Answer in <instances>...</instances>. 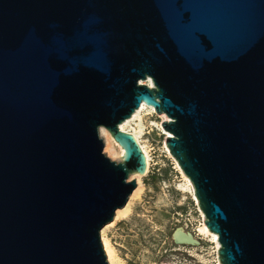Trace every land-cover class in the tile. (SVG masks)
I'll return each mask as SVG.
<instances>
[{"label": "water", "instance_id": "95a60500", "mask_svg": "<svg viewBox=\"0 0 264 264\" xmlns=\"http://www.w3.org/2000/svg\"><path fill=\"white\" fill-rule=\"evenodd\" d=\"M141 103L220 264H264V0H0V264H109L100 230L146 172L119 128Z\"/></svg>", "mask_w": 264, "mask_h": 264}, {"label": "rangeland", "instance_id": "374dc122", "mask_svg": "<svg viewBox=\"0 0 264 264\" xmlns=\"http://www.w3.org/2000/svg\"><path fill=\"white\" fill-rule=\"evenodd\" d=\"M164 120V113L147 108L125 124V129L135 132L148 151L149 167L144 175H139L140 183L136 181V187H140L137 194L129 196L123 206L127 211L112 224H105L100 236L108 240L119 264H220L219 244L199 231L205 217L192 184L166 147L161 125ZM103 152L111 160L120 161L121 148L117 143L110 151L103 146ZM178 227L189 231L199 244L175 243L172 234Z\"/></svg>", "mask_w": 264, "mask_h": 264}, {"label": "bare ground", "instance_id": "6f19581e", "mask_svg": "<svg viewBox=\"0 0 264 264\" xmlns=\"http://www.w3.org/2000/svg\"><path fill=\"white\" fill-rule=\"evenodd\" d=\"M151 109L152 111H153V108L151 107V106H147V105H145L144 103H141L140 104V106L132 113V115L129 117V118H127V119H125L123 122H121L120 124H119V128L121 129V130H124V131H127L126 129H125V124H127L129 121H131V120H133L134 119V117L138 114V112L139 111H141V110H144V109ZM165 118L166 119H168L167 117H166V115H165ZM128 132H131V131H128ZM99 133H100V135H101V137L103 138V141H104V149H105V151H110L111 149H112V145L113 144H115L116 142L112 139V137L104 130V129H102V128H100L99 129ZM134 136H135V138L137 139V142L139 143V145H140V147H141V150L143 151V153H144V155H145V158H146V170L148 169V167H149V161H150V157H149V154H148V151L140 144V141H139V139H138V136H137V134L135 133V132H131ZM165 134H166V137L167 136H169L170 135V133L168 132V131H165ZM121 152H122V149H121ZM133 177H135V179H136V181L138 182V184L140 183V181H139V175L138 174H134V175H132ZM139 188L140 187H136V189L134 190V191H132V193H131V195H130V198H131V196L132 195H135V194H137V190H139ZM191 189V188H190ZM126 208V206L123 208V207H121V208H117L116 210H115V214H114V217H113V220L112 221H110V223H108V224H112L116 219H117V217L118 216H120V215H123L127 210L125 209ZM107 224V225H108ZM199 231H200V233H206V234H208V235H210L211 236V238L213 239L212 241H214L217 245H218V242H217V236H216V234H214V233H212V232H210L208 229H207V227H206V225L205 224H203L200 228H199ZM185 232V231H184ZM101 242H102V246H103V249H104V252H105V254H106V258H107V261H108V263L109 264H119V263H117L116 261H115V258H114V252H113V250H112V247H111V245L109 244V242H108V240H106V238L101 234ZM216 245V246H217Z\"/></svg>", "mask_w": 264, "mask_h": 264}]
</instances>
